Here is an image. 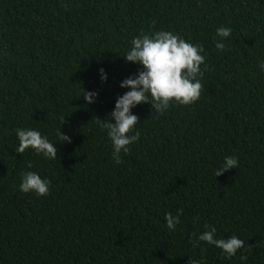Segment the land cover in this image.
Listing matches in <instances>:
<instances>
[{
    "label": "trees",
    "instance_id": "1",
    "mask_svg": "<svg viewBox=\"0 0 264 264\" xmlns=\"http://www.w3.org/2000/svg\"><path fill=\"white\" fill-rule=\"evenodd\" d=\"M221 26L232 33L218 52ZM158 30L203 46L201 95L163 115L132 109L141 135L116 164L95 118L142 70L123 56L132 39ZM261 61L264 0H0V264H264ZM18 128L57 143V159L16 153ZM225 156L239 166L216 177ZM25 171L51 181L46 196L19 191ZM180 209L171 232L164 216ZM205 225L244 248H193Z\"/></svg>",
    "mask_w": 264,
    "mask_h": 264
},
{
    "label": "clouds",
    "instance_id": "2",
    "mask_svg": "<svg viewBox=\"0 0 264 264\" xmlns=\"http://www.w3.org/2000/svg\"><path fill=\"white\" fill-rule=\"evenodd\" d=\"M232 29L221 26L216 29L214 37L215 48L223 52L226 48L225 40L230 37ZM204 48L200 44L187 42L179 34L171 31L158 30L151 33H142L131 41V47L126 51L124 59L140 66L142 70L134 76L122 80L119 87L127 89L116 101L110 116L101 120L95 118L99 129L106 133L111 142L112 159L116 164L122 163L121 154L130 152V145L140 138V131L136 129L138 117L132 109L142 103H149L151 110L157 115L165 114L172 104L191 105L201 95L203 75L201 65L205 64L206 56ZM206 66V65H205ZM261 72H264V61L258 64ZM102 81L107 80V74L99 69ZM86 104L94 103L98 93L83 89L80 94ZM60 142H71V138L60 131ZM18 140L16 153L23 154L31 149L36 155L48 160L57 159L56 144L51 142L46 135L32 128H18L15 130ZM239 166L237 156H225L220 166L214 170L216 177ZM51 181L42 177L38 172L25 171L21 174L19 191L22 193H34L37 197L46 196L50 191ZM183 210L176 215L166 213L164 216L165 227L174 232L181 223L180 216ZM205 231L199 234L193 233L190 243L193 248L204 245L214 246L221 250L224 259H231L238 250L244 248V241L236 235L227 238H216V228L205 225ZM246 262L248 257L241 254L239 258ZM190 264H206L203 257L192 259Z\"/></svg>",
    "mask_w": 264,
    "mask_h": 264
}]
</instances>
